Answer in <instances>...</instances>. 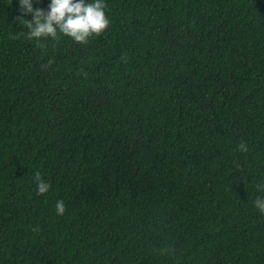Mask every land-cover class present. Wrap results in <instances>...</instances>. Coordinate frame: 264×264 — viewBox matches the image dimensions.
<instances>
[{"label":"trees","instance_id":"trees-1","mask_svg":"<svg viewBox=\"0 0 264 264\" xmlns=\"http://www.w3.org/2000/svg\"><path fill=\"white\" fill-rule=\"evenodd\" d=\"M104 2L37 43L0 0V264H264V0Z\"/></svg>","mask_w":264,"mask_h":264},{"label":"clouds","instance_id":"clouds-1","mask_svg":"<svg viewBox=\"0 0 264 264\" xmlns=\"http://www.w3.org/2000/svg\"><path fill=\"white\" fill-rule=\"evenodd\" d=\"M37 0H17V11L26 28L25 35L40 43L44 39L56 40L59 36L70 38L76 43H85L92 35L101 34L109 25L105 12L104 0H48L47 7H35ZM246 150L244 143L239 145ZM36 191L44 194L49 191L50 184L35 175ZM258 192H264V184L257 185ZM253 206L264 213V195H257ZM57 215L65 212L63 200H57Z\"/></svg>","mask_w":264,"mask_h":264}]
</instances>
